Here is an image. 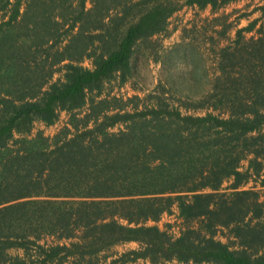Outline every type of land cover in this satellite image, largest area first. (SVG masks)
Here are the masks:
<instances>
[{"label":"trees","instance_id":"1","mask_svg":"<svg viewBox=\"0 0 264 264\" xmlns=\"http://www.w3.org/2000/svg\"><path fill=\"white\" fill-rule=\"evenodd\" d=\"M234 1L0 0V264H106L131 241L108 264H264V199L243 188L264 169V32L254 84L230 75L198 100L108 87L184 6ZM175 205L179 237L146 225Z\"/></svg>","mask_w":264,"mask_h":264},{"label":"rangeland","instance_id":"2","mask_svg":"<svg viewBox=\"0 0 264 264\" xmlns=\"http://www.w3.org/2000/svg\"><path fill=\"white\" fill-rule=\"evenodd\" d=\"M263 4L264 0H238L216 10L212 6L204 9L184 6L172 16L168 30L155 36L153 45L135 56V76L123 86L113 82L108 87L112 86L113 93L125 97H143L158 90L157 94L164 92L161 94L164 97L198 100L208 96L207 93L216 85L225 86L230 81V75L236 78V83L254 84L248 76V69L255 64H252V59H255L252 57V42L264 32ZM259 60L263 62L262 58ZM84 65L90 66V62L85 61ZM223 67L226 71L222 70ZM59 76L58 72L55 78ZM67 119L68 114L63 112L56 124L47 126L37 123L34 132L42 129L47 135H53L66 124ZM243 165L245 169L248 161H244ZM263 180L264 169L257 181L252 180L243 188L255 186L263 200ZM231 183L232 180H227L223 184L226 193L231 192ZM122 222L127 223L124 220ZM146 225H158L176 238L187 224L175 205L172 212L165 213L160 221L150 220ZM233 229V226L220 227L217 237L225 243H235L237 238ZM139 248L140 244L136 241L125 242L115 245L102 255H106L108 264L123 253ZM146 263L151 264L144 259L138 261V264ZM164 264L183 263L172 261Z\"/></svg>","mask_w":264,"mask_h":264}]
</instances>
